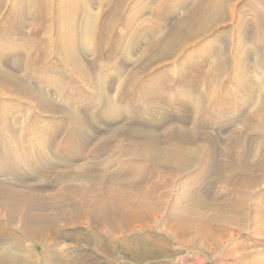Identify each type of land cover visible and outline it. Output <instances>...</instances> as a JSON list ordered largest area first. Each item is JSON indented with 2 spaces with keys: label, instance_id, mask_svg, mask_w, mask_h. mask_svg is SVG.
<instances>
[{
  "label": "rangeland",
  "instance_id": "1",
  "mask_svg": "<svg viewBox=\"0 0 264 264\" xmlns=\"http://www.w3.org/2000/svg\"><path fill=\"white\" fill-rule=\"evenodd\" d=\"M210 1L202 0L208 7L199 12L201 0H0V149L22 155L31 152L22 140L63 131L57 138L68 133L77 140L73 145L85 139L81 149L119 147L111 169L122 160L138 168L154 166L147 159L150 139L168 155L183 138L177 157L187 171L166 186L167 199L182 186L187 197L225 204L244 181L249 218L240 222V235L204 243L211 251L195 252L197 238L191 249L166 240V247L174 246L167 253L171 264H264V0H217L214 7ZM190 15L195 20L186 22ZM39 90L54 106L33 99ZM188 146L195 157L185 152ZM20 170L26 194L38 182ZM157 171L156 181L163 175ZM5 180L0 187L9 185ZM255 203L263 206L260 216ZM3 220L7 249L24 264L42 261L45 245L31 244L15 223ZM55 239L61 263H68V240Z\"/></svg>",
  "mask_w": 264,
  "mask_h": 264
},
{
  "label": "bare ground",
  "instance_id": "2",
  "mask_svg": "<svg viewBox=\"0 0 264 264\" xmlns=\"http://www.w3.org/2000/svg\"><path fill=\"white\" fill-rule=\"evenodd\" d=\"M210 2L211 7L217 4V0ZM204 4L208 7L201 0L194 11H204ZM192 15L187 18L186 22L195 20ZM1 92L6 93L3 90ZM36 95V98H32L42 104L50 103L51 106H54L51 97L43 91L39 90ZM48 128L50 129V127ZM57 132L41 139L42 141L39 139L34 142L30 140L32 138L27 139L30 142L22 140V143L31 149V152L22 151V155L15 154V151L13 154L6 148H2L3 151L0 149V181L6 179L9 183L7 186L0 187V216L7 224L15 223L16 228L32 240L31 244L45 245L44 247H46L42 250V261L29 264H60L63 261L57 255L61 243L57 244L56 236L66 237L68 240V248L63 253L66 254L65 257L68 255V263L65 264H99L102 263L101 261H105L102 264H139L140 261L143 262H141L142 264H171L167 253L174 246L166 247V240L174 241L175 244L176 242L180 243L181 248L191 249L192 243L197 238L200 240L199 248L196 246L194 249L199 253L201 250L211 251L214 248L204 243L209 245L211 241L214 243L223 242L232 233L239 235L242 233L243 225H240V222L247 218L249 207V200H246L247 196L243 189V187L247 188L244 181L239 182V186H236V190L232 192L234 196L232 199L227 200L228 202L226 201L225 204H216L219 205L217 208L220 207L218 208L220 211L216 208L215 203H202L197 201L194 195L187 197V194L185 195L181 190L182 186L175 199H167L170 194L167 192L166 186L170 182L176 184V180H179L187 171L185 169L184 172V167L179 163L181 159L178 161L177 157L185 143L183 138H179L173 143L168 155L163 151L164 145L160 144L156 138L150 139L152 142L149 140L150 151L147 153V159L154 163L153 167L138 166L137 168L132 165L133 163L122 160L117 162L114 169H111L112 153L116 148L121 150L119 147L100 143L90 150L85 147L81 149L83 143H86L85 139L82 140L81 146H77L78 144L73 145L72 141L76 139L72 140L71 135L68 137L67 133L60 140L57 137L63 131ZM54 136L56 137L52 140ZM5 143L7 142L3 144ZM23 144L22 146L25 147ZM11 145H9L10 149L13 148ZM191 148L188 146L185 152L195 157ZM11 151L13 150L11 149ZM155 153L157 154L155 155ZM158 157L160 158L158 159ZM191 160L193 161V159ZM185 164H187L186 161ZM185 164L183 162L184 166ZM188 166L186 165V167ZM21 167H24L25 170L28 169L31 181L37 179L38 182L28 186L30 189L27 190L30 191L26 194L20 192L27 186V183L23 184L27 178L18 175L23 170H20ZM73 168L74 171L71 172ZM157 169L163 175L156 181L152 177L158 172ZM172 172H174L172 175L175 178L169 176V173ZM147 173L152 174L151 180L145 179ZM261 173H263L262 179H264V172L261 171ZM39 174L41 175L34 178ZM60 184L61 186L58 188ZM23 191L25 190L23 189ZM229 196H231V192ZM182 200H185L186 203L182 204ZM56 205L59 206L57 210ZM254 208L256 212L260 209L263 210V206L257 204L254 205ZM208 211L212 212L207 214ZM236 213L239 216H235ZM258 215L260 216L259 212ZM58 219L63 227H68V232L59 228ZM252 219L256 220L257 216ZM255 220L251 221L256 225L258 222L256 223ZM80 226L86 227L87 231H83L84 228L80 229ZM73 227L76 229L70 230ZM148 229L159 231L151 233L152 235L149 236L145 234V230ZM8 236L9 234L5 232L4 228L0 229V263L24 264L19 255L5 246L6 240H9ZM72 246L74 249L71 252ZM54 250L55 253H53ZM48 251L52 253H48ZM75 251L76 254L73 255ZM153 259L155 261H152ZM199 263L203 264L204 261Z\"/></svg>",
  "mask_w": 264,
  "mask_h": 264
}]
</instances>
